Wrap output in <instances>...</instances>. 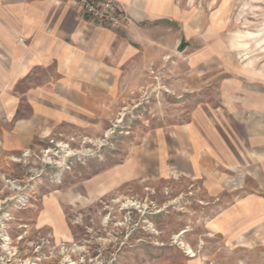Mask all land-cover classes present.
<instances>
[{
	"label": "rangeland",
	"instance_id": "1",
	"mask_svg": "<svg viewBox=\"0 0 264 264\" xmlns=\"http://www.w3.org/2000/svg\"><path fill=\"white\" fill-rule=\"evenodd\" d=\"M170 2L165 56L111 104L72 103L58 65L0 66V264H264V170L239 160L264 156V0ZM190 124L217 167L175 154Z\"/></svg>",
	"mask_w": 264,
	"mask_h": 264
},
{
	"label": "crops",
	"instance_id": "2",
	"mask_svg": "<svg viewBox=\"0 0 264 264\" xmlns=\"http://www.w3.org/2000/svg\"><path fill=\"white\" fill-rule=\"evenodd\" d=\"M118 1L130 18L128 27L121 30L91 21L71 1L0 0V66L6 67L1 71H14L15 67L32 71L58 65L62 73H69L62 87L71 90L72 103L86 106V110L89 106L113 103L121 90L142 88L149 78V69L165 56L153 46L160 44L157 37L153 39L154 34L176 24L172 18L176 8L170 0ZM20 37L24 43L18 41ZM252 89L250 100L259 106L256 112L262 120L254 118L249 123L250 133L257 139L255 146L263 147L264 129L255 132L254 128L260 124L264 128V96L261 98L258 88ZM181 131L176 140L179 145H186L175 154L181 155L184 167L194 170L199 160L213 158L217 167L216 161L223 159L219 146L195 124ZM254 149L244 151L246 156L239 160L246 158L254 163L255 170H264V156L259 159Z\"/></svg>",
	"mask_w": 264,
	"mask_h": 264
},
{
	"label": "built area",
	"instance_id": "3",
	"mask_svg": "<svg viewBox=\"0 0 264 264\" xmlns=\"http://www.w3.org/2000/svg\"><path fill=\"white\" fill-rule=\"evenodd\" d=\"M80 7L83 14L97 24L113 29H126L130 18L118 0H70Z\"/></svg>",
	"mask_w": 264,
	"mask_h": 264
}]
</instances>
